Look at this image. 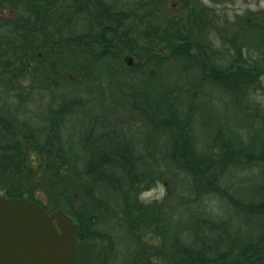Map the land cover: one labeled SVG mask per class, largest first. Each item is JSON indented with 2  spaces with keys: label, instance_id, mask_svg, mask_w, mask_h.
I'll return each instance as SVG.
<instances>
[{
  "label": "trees",
  "instance_id": "obj_1",
  "mask_svg": "<svg viewBox=\"0 0 264 264\" xmlns=\"http://www.w3.org/2000/svg\"><path fill=\"white\" fill-rule=\"evenodd\" d=\"M121 1L0 0V194L78 222L70 264H264V10Z\"/></svg>",
  "mask_w": 264,
  "mask_h": 264
},
{
  "label": "water",
  "instance_id": "obj_2",
  "mask_svg": "<svg viewBox=\"0 0 264 264\" xmlns=\"http://www.w3.org/2000/svg\"><path fill=\"white\" fill-rule=\"evenodd\" d=\"M77 231L62 208L0 195V264H70Z\"/></svg>",
  "mask_w": 264,
  "mask_h": 264
},
{
  "label": "rangeland",
  "instance_id": "obj_3",
  "mask_svg": "<svg viewBox=\"0 0 264 264\" xmlns=\"http://www.w3.org/2000/svg\"><path fill=\"white\" fill-rule=\"evenodd\" d=\"M207 1V0H205ZM124 6H130L132 2H134V0H124L121 1ZM216 13L221 17H225L222 18L221 17V21L219 18L220 23H223L225 20L229 21V22H234L236 23L239 19V15L240 14H245L246 12H256L259 10H264V0H233V1H226L224 3H220L219 5L216 6ZM10 11L8 9H5L3 11L0 12V16H4V17H9L10 16ZM179 73V74H177ZM177 73L174 74H169L167 75L166 72H163L162 78L163 79H178V78H185L189 75H187L185 72L181 71V70H177ZM115 91V89H114ZM255 99L258 103L261 104V106H264V90H262V92H257L255 94ZM223 107V105H222ZM231 111H232V105L228 106L227 109V114L229 119V122L231 123H240L241 117L239 118L238 116L232 115L231 116ZM241 116V115H240ZM41 119V118H40ZM40 119H36L35 123H38L40 121ZM209 119H211L212 121H214L215 119H221L220 117H215V115H213L211 118L209 117ZM207 120V119H206ZM206 120L204 122H206ZM78 118L74 117V120L72 122V129H71V133H79V131L84 130L85 129V122H79L78 123ZM196 123V122H195ZM200 125V121L199 119L197 120V124L196 127H198ZM214 125H216V122L214 123ZM144 131V130H141ZM125 137H139L136 133H134L132 130H129L127 132L124 133ZM164 188L161 184L156 185L154 188L144 192L141 194V198L147 202L156 199V198H162L164 195ZM219 203L220 201L218 199H211L210 201L207 202L208 210H212V214L216 213L218 214L219 210H223L222 216L223 219L225 220L227 219V217H225L227 215V209H229L230 207H228L227 204L223 205L222 209H219ZM204 207L202 206L201 209H203ZM224 213V214H223ZM213 214V215H216ZM185 236V234H183ZM83 252H81L79 256V261L84 257L85 253H84V247H82ZM125 246L123 244H119V246L116 248V254L115 256H118V261L113 262V264H118V262H123L124 258L127 256L125 253Z\"/></svg>",
  "mask_w": 264,
  "mask_h": 264
},
{
  "label": "flooded vegetation",
  "instance_id": "obj_4",
  "mask_svg": "<svg viewBox=\"0 0 264 264\" xmlns=\"http://www.w3.org/2000/svg\"><path fill=\"white\" fill-rule=\"evenodd\" d=\"M0 195H1V194H0ZM73 221H74L75 223L78 224V231H79V226H80V224H79L78 222H76L74 219H73Z\"/></svg>",
  "mask_w": 264,
  "mask_h": 264
}]
</instances>
